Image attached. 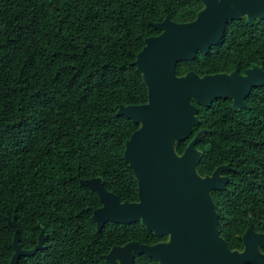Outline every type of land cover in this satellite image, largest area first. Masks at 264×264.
Masks as SVG:
<instances>
[{"label":"trees","instance_id":"1","mask_svg":"<svg viewBox=\"0 0 264 264\" xmlns=\"http://www.w3.org/2000/svg\"><path fill=\"white\" fill-rule=\"evenodd\" d=\"M199 0H0V264L20 245L32 249L43 230L45 248L19 264H105L102 255L135 241L165 242L141 223L107 222L96 231L97 196L80 181L100 177L121 202H137L138 183L124 159L140 127L118 116L120 105L148 102L133 66L153 23L193 21ZM264 67V19L228 23L207 54L177 66V76L242 73ZM235 112L230 100L196 106L199 125L177 143L179 154L201 129V176L230 163L225 190L212 191L218 229L232 250L244 249L250 224L264 233V87ZM135 264H159L147 255Z\"/></svg>","mask_w":264,"mask_h":264},{"label":"water","instance_id":"2","mask_svg":"<svg viewBox=\"0 0 264 264\" xmlns=\"http://www.w3.org/2000/svg\"><path fill=\"white\" fill-rule=\"evenodd\" d=\"M199 1L202 8L193 21L178 23L166 17L153 23L161 33L145 40L132 63L143 77L148 102L120 105L117 114L140 125L124 152L138 183L137 202L122 203L105 190L100 177L80 181L101 205L91 215L97 232L107 222L141 223L156 238H167L152 246L135 241L114 246L102 255L105 264H135V257L142 255L159 264H264V233L253 224L243 235V250H232L220 234L212 191L225 190L229 177L224 172L231 164L216 167L210 175L198 173L202 152L196 144L207 131L199 130L182 154L176 150L177 143L199 125L196 106L208 108L216 100H230L235 112L249 110L247 99L254 89L264 87V67L258 65L248 68L244 76L238 71L177 76L178 64L193 60L198 52L207 54L224 37L230 21L247 18L253 24L263 20L264 0ZM7 220L15 230L9 264H19L22 257L45 248L41 230L36 245L23 249L15 220Z\"/></svg>","mask_w":264,"mask_h":264},{"label":"flooded vegetation","instance_id":"3","mask_svg":"<svg viewBox=\"0 0 264 264\" xmlns=\"http://www.w3.org/2000/svg\"><path fill=\"white\" fill-rule=\"evenodd\" d=\"M236 71H238L239 72V74L241 75V76H244V74H245V71L246 70H244L242 73H240V71L239 70H236ZM236 71H234V72H236ZM233 73V72H232ZM227 74V73H226ZM229 74H231V73H229Z\"/></svg>","mask_w":264,"mask_h":264}]
</instances>
